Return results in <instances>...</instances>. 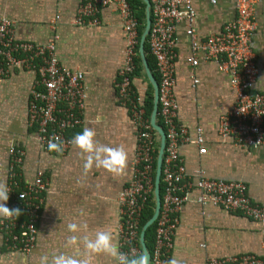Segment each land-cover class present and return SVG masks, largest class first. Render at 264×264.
<instances>
[{
  "label": "crops",
  "instance_id": "crops-1",
  "mask_svg": "<svg viewBox=\"0 0 264 264\" xmlns=\"http://www.w3.org/2000/svg\"><path fill=\"white\" fill-rule=\"evenodd\" d=\"M192 2L196 11L195 33L201 43L221 33L237 17L235 0H218L215 5L200 0ZM80 3V0H0V18L12 21L17 41L45 44L56 38L58 64L84 74L82 123L68 136L72 139L84 127L93 128L100 143L125 147L128 167L121 176L95 168L85 174L84 157L74 145L62 154L43 149L27 114L36 74L28 69H9L5 76H0V182L8 186L9 150L18 148L24 152L21 184L32 183L37 173L42 172L47 187L42 195L34 249L26 254L6 249L0 230V264H39L41 255L71 252L65 248L70 222L86 223L90 233L111 229L117 236L118 196L129 183L136 146L129 111L122 104L116 86L126 37L122 19L114 7L101 8L95 26L74 25ZM251 20L255 27L250 48L258 70L252 91L264 95V0L254 2ZM186 31V22L176 26L173 88L178 106L176 122L190 138L189 143L179 146L185 177L191 182L199 179L241 182L251 202L264 209V146L246 147L219 135V120L235 106V93L228 74L219 71L213 59H206L200 52L196 55L197 65L189 63L192 51ZM131 83L142 104L149 88L153 98L143 68L140 75L133 74ZM198 129L206 149L203 154L193 143ZM185 193L186 200L177 212L178 224L169 259L175 256L182 264H207L210 258L263 255L261 224L240 213L201 206L197 202L200 192L195 187ZM93 264H114V261L99 256Z\"/></svg>",
  "mask_w": 264,
  "mask_h": 264
},
{
  "label": "built area",
  "instance_id": "built-area-1",
  "mask_svg": "<svg viewBox=\"0 0 264 264\" xmlns=\"http://www.w3.org/2000/svg\"><path fill=\"white\" fill-rule=\"evenodd\" d=\"M73 24L95 26L99 23L98 12L104 7H114L123 23L126 37L124 61L118 73L117 90L120 100L128 108L135 129L136 146L130 165V180L118 196L119 223L117 239L120 250L139 253V222L145 201L153 193L157 135L145 118L143 104L132 89L137 57L139 22L128 0H80ZM193 0H149L151 24L146 38L149 54L155 61L158 79V117L165 132V148L162 161L161 182L163 193L161 208L155 221V242L150 252V264H164L173 248V233L178 224L177 212L186 200V190L196 188L201 206L220 207L227 212L241 215L264 227V209L251 202L246 186L241 182H225L199 179L191 182L185 177V168L179 155V146L189 143L186 130L176 122L177 103L173 88L175 29L186 22V34L190 38L192 56L188 59L197 65V53L213 59L219 71L229 76V84L235 93V106L219 120L218 132L223 138H231L246 147L264 146V95L252 91L258 70L250 48L255 24L251 20L252 6L257 0H235L237 17L224 26L221 33L209 36L201 43L195 33L196 11ZM215 5L218 0H200ZM56 19L58 17L56 16ZM55 37L45 44L17 41L13 23L0 18V76L9 69L32 70L36 74L28 104V123L34 127L43 149L51 137L64 141V152L72 145L68 131L82 123L84 106V74L70 71L58 64L55 54ZM193 143L199 153H205L200 129ZM9 199L6 206L20 208L17 218L0 220V230L6 249L19 253H30L37 239V223L40 219L46 181L39 172L30 184H21L20 166L24 152L18 148L9 150ZM186 179L187 181H185ZM264 234V228L262 229ZM263 255L242 254L224 258H210L207 264H264Z\"/></svg>",
  "mask_w": 264,
  "mask_h": 264
},
{
  "label": "clouds",
  "instance_id": "clouds-1",
  "mask_svg": "<svg viewBox=\"0 0 264 264\" xmlns=\"http://www.w3.org/2000/svg\"><path fill=\"white\" fill-rule=\"evenodd\" d=\"M96 136L93 128L84 127L70 141L84 157V173L87 174L95 168L103 169L115 176L123 175L128 167V152L125 147L102 144ZM47 147L49 152L62 154L64 141L58 136H53L49 139ZM9 193L7 184L0 182V217L18 219L23 214L21 209H10L6 206ZM67 231L70 235L66 238L65 248L72 251L59 252L51 256L41 255L39 264H93L94 259L99 256L111 259L114 264H150V258L143 252L132 254L122 252L117 236L111 229L101 228L90 233L86 223L70 222L67 224ZM164 264H182V261L173 256Z\"/></svg>",
  "mask_w": 264,
  "mask_h": 264
},
{
  "label": "water",
  "instance_id": "water-1",
  "mask_svg": "<svg viewBox=\"0 0 264 264\" xmlns=\"http://www.w3.org/2000/svg\"><path fill=\"white\" fill-rule=\"evenodd\" d=\"M140 1L144 4L145 8H144L143 30L139 39L138 53H139V59L141 61V66L153 90L152 109L149 116V125L151 126L152 130L156 133L158 138V148L155 158V171H154V182H153L154 208H153L152 216L145 222L139 233V245L141 248V252H143L146 256L150 258V251L148 250L145 244V233L148 230V228L151 227L157 220L161 208L160 181H161V173H162L163 154L165 148V132L162 126L159 125L157 122L158 82L149 68L148 61L145 55V43L151 24L150 2L149 0H140Z\"/></svg>",
  "mask_w": 264,
  "mask_h": 264
},
{
  "label": "trees",
  "instance_id": "trees-1",
  "mask_svg": "<svg viewBox=\"0 0 264 264\" xmlns=\"http://www.w3.org/2000/svg\"><path fill=\"white\" fill-rule=\"evenodd\" d=\"M132 11L134 12V14L137 17V20L139 22V26L137 28L138 30V40L140 39L142 30H143V23H144V4L140 1V0H128ZM138 49V48H136ZM145 55L148 61V65L149 68L152 72V74L157 78L156 72H155V61L153 59V57L149 54V48L147 45V42L145 43ZM136 63V69L134 71V75H140V73L142 72V67L140 64V60L139 58H137L135 60ZM151 89L149 88V91L147 93V97L145 99V101L143 102V107H144V111H145V118L148 119L149 121V116L151 113V109H152V96H151ZM158 124L163 126L159 117H158ZM70 131H68L69 133ZM157 154V152H156ZM156 158V155H155ZM153 168L155 169V161H154V165ZM154 178V176H153ZM154 180V179H153ZM162 193H163V183L160 181V197H162ZM153 208H154V199H153V193L150 194V196L148 197V199L145 201L144 206H143V210L141 212V217H140V222H139V230H141L142 226L145 224V222L152 216L153 213ZM155 228H156V224L154 223L151 227L148 228V230L145 233V244L148 248V250L151 252L154 246V242H155Z\"/></svg>",
  "mask_w": 264,
  "mask_h": 264
}]
</instances>
